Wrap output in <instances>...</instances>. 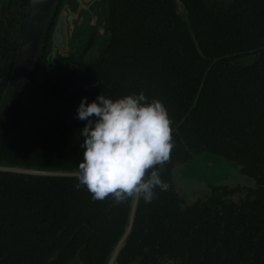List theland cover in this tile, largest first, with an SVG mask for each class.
Wrapping results in <instances>:
<instances>
[{
    "label": "trees",
    "instance_id": "trees-1",
    "mask_svg": "<svg viewBox=\"0 0 264 264\" xmlns=\"http://www.w3.org/2000/svg\"><path fill=\"white\" fill-rule=\"evenodd\" d=\"M177 1L182 15L175 0H106L107 39L91 36L46 76L38 57L18 91L7 85L21 21L10 8L16 20L0 30V163L75 169L81 98L143 93L171 121L160 173L169 188L138 200L114 264H264V0ZM204 154L232 164L235 182L185 202L173 171ZM77 183L0 172V264H104L130 199L93 200Z\"/></svg>",
    "mask_w": 264,
    "mask_h": 264
},
{
    "label": "clouds",
    "instance_id": "clouds-1",
    "mask_svg": "<svg viewBox=\"0 0 264 264\" xmlns=\"http://www.w3.org/2000/svg\"><path fill=\"white\" fill-rule=\"evenodd\" d=\"M74 118L85 122L82 160L73 172L77 189L85 186L93 200L111 197L116 204L148 203L156 189L168 190L160 173L174 144L161 101H149L143 93L115 100L100 94L92 102L82 97Z\"/></svg>",
    "mask_w": 264,
    "mask_h": 264
},
{
    "label": "water",
    "instance_id": "water-1",
    "mask_svg": "<svg viewBox=\"0 0 264 264\" xmlns=\"http://www.w3.org/2000/svg\"><path fill=\"white\" fill-rule=\"evenodd\" d=\"M5 1L6 0H0V4H3ZM56 1L57 0H27L19 41L7 81L10 90L18 91L28 79L29 73L37 58L38 49L45 32L47 21L54 11ZM91 1L93 0H81L80 8L78 9H80L81 12L82 10L84 11L83 14L85 15V18H83V22L86 26L84 31L88 30V28H92L93 31L98 30L97 36H99L106 25V13H104L103 3L100 4V2H95L96 9H94L92 13L85 11L84 8L87 7ZM175 1L176 9L178 13L182 15L184 9L177 0ZM72 12L73 11H69V8L64 5L56 16L40 66V73L45 76L60 64L68 62L73 58V55L69 53V43L75 37L81 35L82 32H75L74 28L71 26ZM87 20L93 21L89 24L87 23L89 22ZM95 27H98L99 29ZM226 163L229 164V166ZM225 167L227 168L226 170L228 174H230V169L233 167L232 164L217 156L204 154L192 158L186 164L182 173L186 177L192 176L193 178L213 184L214 178L220 175L216 172V169L221 168L219 171L222 172ZM74 171H76V168L71 170H64L61 168L37 169L34 167L25 168L21 165L0 163V172L39 177H64L76 179L73 175ZM137 203L138 200L130 199L123 230L108 254L104 264L115 263L117 254L123 248L125 239L130 233Z\"/></svg>",
    "mask_w": 264,
    "mask_h": 264
},
{
    "label": "flooded vegetation",
    "instance_id": "flooded-vegetation-1",
    "mask_svg": "<svg viewBox=\"0 0 264 264\" xmlns=\"http://www.w3.org/2000/svg\"><path fill=\"white\" fill-rule=\"evenodd\" d=\"M95 2L96 1L93 0L88 5V7H90L91 12H93L94 9H95ZM80 3H81V0H71V1L70 0H68V1L67 0H57L55 8H54V12L49 17L45 29H47V26L49 25L50 22H52L51 26H53V24L55 22V19H56V16L58 15V13H59L60 9L62 8V6L65 5L68 8L70 5L74 4V7H78L79 8L80 7ZM101 3L102 2H100V4ZM26 6H27V0H25V2L23 0H6L5 2H3V4H0V30L1 29H5V28L6 29L10 28L9 27L10 26L9 22L11 20H14V21L16 20V17H15L16 14L15 13H16V11H18L19 12V16L21 15V21H19V23H18V24H20V27L18 28V40H19L21 27H22V23H23V18H24V15H25ZM104 6H105V10H106V0H104ZM10 8H16V11L14 12V11L10 10ZM90 10L89 11L86 10V11L91 13ZM95 28L99 29L98 27H95ZM97 31L98 30L94 31L93 33L82 34V35L76 37L75 39L71 40L70 43H69V51L72 54H74V56H76V58H77L78 55L80 54V52L83 51L85 43L88 41V39L91 36L93 37L92 39H93L95 44L97 42H100V43L104 42V40L107 39V32H106L107 28H104V30H102V32L99 34L98 40H95V36L97 35ZM43 37H44V35H43ZM42 41L43 40H41V42H40V46H39L38 53H37V58L38 57H40V58L42 57L44 49H45V46H46V44L43 43ZM17 45H18V42H17ZM16 48H17V46H16ZM15 52H16V50H15ZM37 58H36V60H37ZM12 63H13V60H12ZM35 63H36V61H35ZM35 63L33 65L32 69H31L29 75L32 73V71L34 69V66H35ZM11 67H12V64H11ZM205 185L209 186V185H212V184H205ZM195 200H197V199L194 198V199H192V200H190L188 202H193Z\"/></svg>",
    "mask_w": 264,
    "mask_h": 264
},
{
    "label": "rangeland",
    "instance_id": "rangeland-1",
    "mask_svg": "<svg viewBox=\"0 0 264 264\" xmlns=\"http://www.w3.org/2000/svg\"><path fill=\"white\" fill-rule=\"evenodd\" d=\"M96 2L97 3H99V2L103 3V9H104V13H105L106 10H105V6H104V0H97ZM68 8H69V11H73L72 12L73 16L71 19V26H72V28H74L75 32H82L81 35L87 34V33L88 34L92 33V31H93L92 28H88V30L84 31V28H86V26L83 22V18H85V15L83 14L84 11L82 10V12H81V10L78 9V7H74V4L70 5ZM84 10L89 11L90 7L87 6L84 8ZM90 12H91V10H90ZM87 21H89L87 23L91 24V22L93 20H87ZM92 25H94V24H92ZM45 48H46V46H45ZM44 51H45V49H44ZM43 54H44V52H43ZM91 54L93 56L94 51H92ZM42 57H44V55H42ZM227 165L229 166V164H227ZM185 167H186V165H183L181 167V169L175 168V170L173 171V180H174L176 191H178V193L184 199V201L188 202V201H190L196 197L203 196L207 191V186L205 184H210V183L205 182V181L200 180V179L193 178L192 176L191 177L184 176L182 173V170ZM226 167H225V169H223L222 172L219 171V169H221V168L216 169V172L219 173L220 175H218L214 178V180H215V181L213 180L214 184H217V183H221V184L231 183V184H233L235 182V180L232 179L231 175L228 174Z\"/></svg>",
    "mask_w": 264,
    "mask_h": 264
}]
</instances>
